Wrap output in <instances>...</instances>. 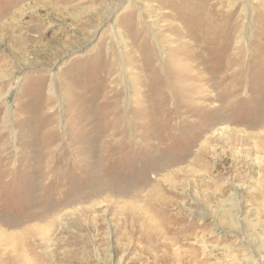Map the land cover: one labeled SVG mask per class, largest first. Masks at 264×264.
<instances>
[{
  "label": "rangeland",
  "instance_id": "rangeland-1",
  "mask_svg": "<svg viewBox=\"0 0 264 264\" xmlns=\"http://www.w3.org/2000/svg\"><path fill=\"white\" fill-rule=\"evenodd\" d=\"M0 264H264V0H0Z\"/></svg>",
  "mask_w": 264,
  "mask_h": 264
},
{
  "label": "bare ground",
  "instance_id": "bare-ground-1",
  "mask_svg": "<svg viewBox=\"0 0 264 264\" xmlns=\"http://www.w3.org/2000/svg\"><path fill=\"white\" fill-rule=\"evenodd\" d=\"M255 135V134H254ZM241 156V155H240ZM262 165V164H261ZM140 208V207H139ZM132 212V211H131ZM134 212V211H133ZM130 213V212H129ZM137 213H138V215H141L143 218H144V220H146V225H147V220H149L150 221V225H148V227L150 228V226H151V230H153L155 233H157V235H164V232H162L163 230L162 229H160V227H159V224H158V222L156 221V222H152L151 223V217H148V215L144 212V210L143 209H138L137 210ZM127 214H125V216H126ZM131 216V215H130ZM133 216V215H132ZM127 217V216H126ZM136 217V216H135ZM139 217V216H138ZM137 217V218H138ZM134 218V217H133ZM132 220V219H131ZM134 220V219H133ZM153 221H154V219H153ZM127 222V221H126ZM135 222V221H134ZM134 224V223H133ZM126 225V224H125ZM127 227H128V225H127ZM126 227V228H127ZM138 227V226H137ZM135 228V227H134ZM132 229V228H131ZM135 230H136V228H135ZM133 231V230H132ZM127 233V232H126ZM140 235V234H139ZM173 237V236H172ZM175 237V236H174ZM21 248V247H20Z\"/></svg>",
  "mask_w": 264,
  "mask_h": 264
}]
</instances>
